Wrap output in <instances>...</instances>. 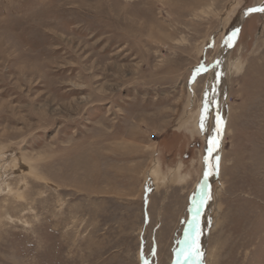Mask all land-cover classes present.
I'll return each instance as SVG.
<instances>
[{
  "label": "rangeland",
  "instance_id": "1",
  "mask_svg": "<svg viewBox=\"0 0 264 264\" xmlns=\"http://www.w3.org/2000/svg\"><path fill=\"white\" fill-rule=\"evenodd\" d=\"M0 264H264V0H0Z\"/></svg>",
  "mask_w": 264,
  "mask_h": 264
},
{
  "label": "bare ground",
  "instance_id": "2",
  "mask_svg": "<svg viewBox=\"0 0 264 264\" xmlns=\"http://www.w3.org/2000/svg\"><path fill=\"white\" fill-rule=\"evenodd\" d=\"M254 9H259L258 7L256 8H253V9H249V10H246L240 17L239 21H238V24H237V28H236V31H238V29L240 28V26L242 25L243 23V20L245 18V16L247 15L248 12H254ZM231 40V39H230ZM230 47V43L228 44V48ZM227 48V49H228ZM226 49V50H227ZM227 52V51H226ZM225 55L222 56V58L224 57ZM224 61V60H223ZM222 62V60H221ZM224 73V72H223ZM217 84V83H216ZM220 112V106L218 107V110H216V116H217V120H218V125H217V131L215 133V135L211 138V147H210V152H209V156L207 157V162H206V167L209 165L210 161L211 160V155L214 151V148L216 147V145H218L219 143V139L221 137V133H222V129H223V122H222V118L220 117L221 115V112ZM219 117V118H218ZM216 149V148H215ZM19 161V160H18ZM204 212V211H203ZM208 212H205L204 214V217H203V227L201 228V230L199 231V247L202 248V250L204 249L205 247V242H206V238H207V235H208Z\"/></svg>",
  "mask_w": 264,
  "mask_h": 264
},
{
  "label": "water",
  "instance_id": "3",
  "mask_svg": "<svg viewBox=\"0 0 264 264\" xmlns=\"http://www.w3.org/2000/svg\"><path fill=\"white\" fill-rule=\"evenodd\" d=\"M258 10H259V9H258ZM258 10H257V9H254V12H255V11H258Z\"/></svg>",
  "mask_w": 264,
  "mask_h": 264
}]
</instances>
